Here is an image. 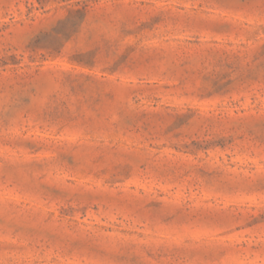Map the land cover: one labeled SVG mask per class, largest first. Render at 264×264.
Segmentation results:
<instances>
[{
    "label": "rangeland",
    "instance_id": "rangeland-1",
    "mask_svg": "<svg viewBox=\"0 0 264 264\" xmlns=\"http://www.w3.org/2000/svg\"><path fill=\"white\" fill-rule=\"evenodd\" d=\"M0 264H264V0H0Z\"/></svg>",
    "mask_w": 264,
    "mask_h": 264
}]
</instances>
